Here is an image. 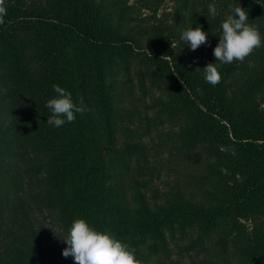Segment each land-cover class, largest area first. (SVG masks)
Listing matches in <instances>:
<instances>
[{"label": "trees", "instance_id": "1", "mask_svg": "<svg viewBox=\"0 0 264 264\" xmlns=\"http://www.w3.org/2000/svg\"><path fill=\"white\" fill-rule=\"evenodd\" d=\"M136 1L155 12L164 0ZM238 4L264 37V0H226L227 15L229 6ZM4 6L0 86L6 90L0 93V103H5L10 120L4 126L0 112V264H46V259L50 264H74L72 257L58 261L52 245L43 239L28 233L14 238L4 229V216L13 213L14 205L24 212L31 199L39 209L54 214L66 232L78 218L97 230H110L135 249L140 264H160L157 258L167 253L175 228L183 237L187 230H202L209 240L214 230H220L218 224L234 218L231 247L225 246L220 263L209 264H233L229 249L237 264H264V115L240 111L239 102L227 95L234 83L246 96L264 86V47L243 63L221 65L222 81L213 87L204 81L202 71L195 72L200 66L192 62V54L202 52L207 64L216 63L213 49L223 21L213 29L202 28L208 44L191 51L180 39L186 21H181L178 9L172 31L178 47L164 45L165 57L155 59L154 53L143 56L126 46L133 37H150L155 45L163 42L156 26L143 27L134 18L137 8L127 0H47L44 8L32 11L21 0H4ZM148 60L168 69L169 78L165 74L157 80L148 78L142 70ZM133 69L143 99L153 88L163 92H176V85L182 88L184 98L176 107L185 127L182 143L197 160L207 153L202 159L207 173L191 176L174 201L150 202L149 182L130 176L140 167L136 147H119V135L130 133L124 122L132 116L125 104L132 96ZM53 85L69 91L77 105L83 98L89 111L77 113L74 123L49 126L45 105L56 96ZM193 88L199 93L192 95ZM157 110L155 127L160 125ZM21 150L30 155L29 184L15 171V165L24 161ZM213 159L226 160L237 180L219 186ZM26 184L37 191L26 189Z\"/></svg>", "mask_w": 264, "mask_h": 264}, {"label": "rangeland", "instance_id": "2", "mask_svg": "<svg viewBox=\"0 0 264 264\" xmlns=\"http://www.w3.org/2000/svg\"><path fill=\"white\" fill-rule=\"evenodd\" d=\"M27 8V11L42 9L47 4V0H21ZM129 5H135L137 13L134 15L143 27L156 26L159 35L163 38V42L155 45L153 39H139L133 37V42H128L127 48L133 49V53L148 56L151 53L156 55L158 59L163 55L164 45L170 44V48H177L174 42L173 27L175 26L176 11H182V20L186 21L182 24L180 31L187 28L195 29L197 26L213 29L218 23L222 22L226 17L228 10L225 6L226 0H186V8H182V0H164L160 6L152 12L149 9L140 6L136 0H127ZM215 3L217 15L211 17L208 12V5ZM172 34V35H171ZM256 52V50H255ZM254 52V53H255ZM251 54L248 58H250ZM192 62L200 66L203 70L207 64L205 55L202 52L192 54ZM158 61L148 60L146 65L142 66V70L148 78L152 80L159 79L163 74L169 78L168 69L163 71L158 67ZM130 87L132 90L131 100L127 98L126 112H132V116L124 122V126L130 131L127 134L119 135V147L130 146L136 147V154L140 161V167L131 172V177L138 182L148 181L149 187L146 197L150 202L157 201L158 198L174 201L179 193L183 191L190 181V177H197L207 173L208 169L202 159L207 157L206 151L201 160H197L193 153H187L182 143L184 137V126L180 123V116L177 114L176 107L181 105L184 98V92L178 85L176 92H163L162 89L153 88L151 94L146 99L142 98L138 88V78L135 75V69L130 74ZM162 87V86H161ZM240 85L232 84L227 88V95L235 98L239 102L240 111L257 112L264 115V86L260 89H254L248 96L247 93H239ZM4 86H0V93H4ZM192 95L198 94L199 90L193 88L190 90ZM178 93V94H177ZM180 94V95H179ZM179 95V96H178ZM155 104L160 105L156 107ZM154 105V108H151ZM155 110L160 113L159 124L154 126L153 120L157 117ZM0 112L2 113V123L4 126L9 125L10 115L4 102L0 103ZM163 123V125H162ZM162 125V126H161ZM203 151V149H202ZM20 153L23 155L22 150ZM203 155V154H202ZM30 157L29 152L23 155L24 161L15 165L17 170L24 178L27 177L28 184L31 183L28 177L33 176L31 164L27 163ZM195 160V162H193ZM198 163V166H195ZM212 166L214 173L219 177L218 185L223 186L233 183L237 180L229 163L225 160L220 162L213 159ZM215 166V168H214ZM25 176V177H24ZM40 178L41 176L38 175ZM230 182V183H229ZM27 185V184H26ZM129 185V182H128ZM28 190L37 187L28 186ZM220 198L219 194H215ZM199 197V196H198ZM201 198V196L199 197ZM33 199L28 200L24 212L17 210L14 205L13 213L10 216H4V229L14 238H24L25 233L33 235L35 238L43 239L54 248L55 256L58 261H63V250L67 245L63 242L66 235L62 224L54 214H49L43 209H39L32 203ZM208 200H205L207 204ZM29 204V205H28ZM12 206V203L8 205ZM22 211V212H21ZM3 220V217L0 219ZM244 223L243 220H240ZM249 225V222L247 223ZM220 230H214L210 239L202 236V230H187L185 236L179 228L172 231V238L169 241L168 251L164 257L159 256L157 262L161 264H209L220 263L221 257L225 255V246L231 247L228 240L232 239L235 233L234 218L229 217V222L217 225ZM228 238L227 241L225 238ZM234 257L233 264H237V257L232 254V250L228 251ZM46 264H50L46 259Z\"/></svg>", "mask_w": 264, "mask_h": 264}, {"label": "clouds", "instance_id": "3", "mask_svg": "<svg viewBox=\"0 0 264 264\" xmlns=\"http://www.w3.org/2000/svg\"><path fill=\"white\" fill-rule=\"evenodd\" d=\"M208 12L211 17L217 15L214 2L208 5ZM229 12L220 25L222 32L217 46L213 49L216 63L207 64L203 70L199 67L195 70L202 71L204 81L213 87L222 81L218 70L221 65L243 63L256 49L264 47V37L257 27L249 23L248 12L239 4L235 7L230 5ZM4 15L6 7L4 0H0V24L4 23ZM180 39L191 51H196L202 45L208 44V33L201 26L187 28ZM53 90L56 93L55 98L49 99L45 105L50 113L46 122L49 126L60 128L67 123H74L77 113L83 115L89 111L83 98L77 105L69 91L58 85H53ZM63 242L67 247L62 255L64 258L72 257L74 264H140L135 257V249L129 244L117 239L110 230L95 229L85 219L78 218L72 222Z\"/></svg>", "mask_w": 264, "mask_h": 264}]
</instances>
